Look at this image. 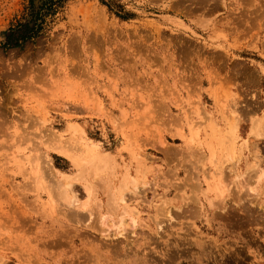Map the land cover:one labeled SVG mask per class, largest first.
I'll use <instances>...</instances> for the list:
<instances>
[{"label": "rangeland", "instance_id": "374dc122", "mask_svg": "<svg viewBox=\"0 0 264 264\" xmlns=\"http://www.w3.org/2000/svg\"><path fill=\"white\" fill-rule=\"evenodd\" d=\"M102 1L0 0V264H264V0Z\"/></svg>", "mask_w": 264, "mask_h": 264}, {"label": "trees", "instance_id": "16d2710c", "mask_svg": "<svg viewBox=\"0 0 264 264\" xmlns=\"http://www.w3.org/2000/svg\"><path fill=\"white\" fill-rule=\"evenodd\" d=\"M65 0H43L40 5L34 9L33 0H31L29 17L24 24L19 26V31L16 33L19 41H25L38 36L42 30L43 17L52 16L57 9L62 7ZM102 4L103 1L99 0ZM16 45V41H14ZM18 46V45H16Z\"/></svg>", "mask_w": 264, "mask_h": 264}, {"label": "bare ground", "instance_id": "6f19581e", "mask_svg": "<svg viewBox=\"0 0 264 264\" xmlns=\"http://www.w3.org/2000/svg\"><path fill=\"white\" fill-rule=\"evenodd\" d=\"M262 121V120H261ZM256 123V122H255ZM253 126V135L254 136H256L257 134H259V133H261V131H262V128H263V126H264V122H259V123H256L255 125H252ZM229 147V146H228ZM231 148V147H230ZM60 151H62V152H66V151H64L63 149H60ZM230 151H231V149H230ZM230 153V152H229ZM89 154H90V156H92L93 157V149L92 150H89ZM255 154V153H254ZM229 157L232 159L234 156H233V154H229ZM257 157V156H256ZM107 163V161L105 162V164ZM97 163L95 162V161H93L92 162V164H91V166H95ZM102 164V163H101ZM110 164V163H109ZM98 166V165H97ZM105 166H107L106 168H108L109 167V165H105ZM87 167V166H86ZM104 167V166H103ZM255 167V166H254ZM40 168V167H39ZM39 168H38V166L36 167V170H37V172L39 173ZM49 168V167H48ZM95 169V168H94ZM97 169V168H96ZM259 173V172H258ZM89 174V173H88ZM87 174V175H88ZM260 175H262V172L260 173ZM107 178V177H106ZM37 179L38 180H42L41 179V177H40V175H38L37 176ZM235 180V179H234ZM133 181V180H132ZM104 182V181H103ZM121 182V181H120ZM135 182V181H134ZM109 184V183H108ZM128 184V183H127ZM126 184V185H127ZM63 185V184H62ZM121 185V184H120ZM123 185V184H122ZM221 185V184H220ZM118 187V186H117ZM137 187L136 186H134V188H133V190L135 191V189H136ZM67 189H69V185H67V184H65L64 185V188H63V191H65V190H67ZM124 189V188H123ZM106 190V189H105ZM128 190V189H127ZM131 190V189H130ZM133 190H131V192L133 191ZM91 191H93V190H91ZM126 191V190H125ZM217 194H218V196L219 197H223V195L225 194V193H227V191L228 190H226L225 189V187L224 186H220V187H218L217 188ZM250 191V190H249ZM251 191H252V189H251ZM251 191H250V193H251ZM229 192V191H228ZM119 193V192H118ZM94 194V193H93ZM110 194V193H109ZM226 195V194H225ZM94 196V195H93ZM118 198V197H117ZM93 199V198H92ZM70 200V199H69ZM114 200V199H113ZM119 200V199H118ZM71 204V203H70ZM86 205V204H85ZM122 206V205H121ZM264 206V205H263ZM109 210V209H108ZM118 210V209H117ZM110 211V210H109ZM115 211V210H114ZM125 214H123V213H121V215H118V216H116L117 218H116V220H115V222L113 223L111 220H110V222H109V224L111 225V226H114V227H116V229H117V232H123V229H125L126 228V225L127 224H125L126 222H128V221H133V220H129L128 219V221H126L125 222V220L124 219H126L125 218V216H124ZM89 218V217H88ZM107 218V217H106ZM101 218V223L104 225V221H106L107 219H110V218ZM106 219V220H105ZM127 220V219H126ZM107 222H108V220H107ZM129 225H130V223H128ZM105 225H107V223L105 224ZM101 226V225H100ZM108 226V225H107ZM110 226V227H111ZM125 227V228H124ZM121 232V233H122ZM107 235V234H106Z\"/></svg>", "mask_w": 264, "mask_h": 264}, {"label": "water", "instance_id": "95a60500", "mask_svg": "<svg viewBox=\"0 0 264 264\" xmlns=\"http://www.w3.org/2000/svg\"><path fill=\"white\" fill-rule=\"evenodd\" d=\"M43 0H33V8L36 9Z\"/></svg>", "mask_w": 264, "mask_h": 264}]
</instances>
